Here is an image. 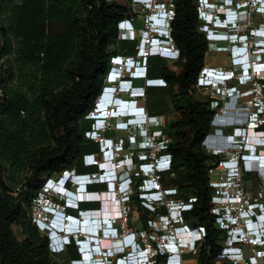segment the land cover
<instances>
[{
  "label": "trees",
  "instance_id": "trees-1",
  "mask_svg": "<svg viewBox=\"0 0 264 264\" xmlns=\"http://www.w3.org/2000/svg\"><path fill=\"white\" fill-rule=\"evenodd\" d=\"M195 1H176L173 36L185 61L182 69L177 73L160 57L149 58L148 78L165 79L168 87H147L144 103L151 117L181 112V118L164 130L171 140L167 152L173 160L170 171L160 173V182L164 188L176 189L178 200L197 197L183 218L186 224L207 230L198 264H214L219 244L215 217L210 213L213 190L208 170L218 158L208 156L201 147L210 132L212 112L209 104L194 102L189 95L208 51L196 30ZM129 13L118 0H97L96 4L89 0H0V264H52L48 238L38 240L35 226H24V193L30 195L32 204L46 181L58 179L64 171L99 173L98 167L84 164L86 155L100 153V143L86 133L94 127L90 113L111 68L109 46L118 39V24L130 18ZM137 44L129 42L112 57H135ZM29 65L40 66L34 83L26 91L11 85L17 78L14 66ZM177 97L182 100L172 108L171 100ZM25 169L29 174L25 186L19 199H14L8 194L11 188L6 177L13 181L15 177L8 171ZM143 179L133 176L130 205L137 210L142 230L150 232L149 222L167 210L161 207L151 212L142 205L139 187ZM89 191L107 192V186L93 184ZM100 209L99 202L80 205L82 211ZM67 212L78 216V211ZM56 256L65 264L81 258L75 243ZM166 260L167 256H158L154 264H166Z\"/></svg>",
  "mask_w": 264,
  "mask_h": 264
},
{
  "label": "built area",
  "instance_id": "built-area-1",
  "mask_svg": "<svg viewBox=\"0 0 264 264\" xmlns=\"http://www.w3.org/2000/svg\"><path fill=\"white\" fill-rule=\"evenodd\" d=\"M176 1L125 0L129 11L140 5L150 10L141 30L135 27L134 17L125 18L118 24L119 34H123L126 41L140 40L141 45L137 49L145 70L148 69V59L153 55L167 63L185 62L173 33L165 42L168 46L164 47H161L163 42L157 36L163 15H167L168 21L176 19ZM194 7L196 30L208 47L205 57L214 54L225 58L216 65H205L204 62L191 89L192 94L197 92L203 97L200 102L209 104L212 112L210 132L201 147L208 156L218 158L208 170L209 186L213 190L210 213L215 217L219 244L214 264H264V0H196ZM115 57L120 59L115 60V68L123 70L121 63L133 66V57ZM142 77L140 72L136 80H142L144 87H168L165 79ZM146 114L147 126L143 130L147 129L149 134L142 148L138 143L136 145L138 150L146 148V152L152 145L156 155L153 164L151 161L141 164L143 172L149 176V180L144 181L145 193H151L153 197V202L143 201L142 205L151 212L165 207L167 213L159 216L158 221L149 222L150 232L127 229L125 237L130 244L135 239L140 241L149 256H153L155 251L167 256L166 264H187L185 256L189 254L197 255L191 264H198V254L206 242L207 230L203 226L187 228L183 218L185 210H192L198 199L193 196L188 200H178L175 198L177 190L164 188L160 182V173L170 171L173 160L167 152L171 140L164 130L177 118L171 114L151 117L147 110ZM154 124L160 129L152 132ZM234 135L240 137L234 140ZM114 143L115 159L121 160L125 156L132 162L134 155L130 156L123 140ZM84 159L87 165L97 162L94 154L86 155ZM117 165L119 171L125 170L124 164ZM70 173L67 170L58 179L46 181L41 196L36 199L42 200L43 212L51 216L49 196H58V190H54V186H58L57 180ZM118 202L124 203L121 217L127 222L131 214L130 198L118 194ZM41 217L43 214L36 218L38 226L48 220ZM186 233L193 235V240L188 243L180 237ZM155 243L158 248L154 247ZM169 245L179 248L177 253L170 251Z\"/></svg>",
  "mask_w": 264,
  "mask_h": 264
},
{
  "label": "clouds",
  "instance_id": "clouds-1",
  "mask_svg": "<svg viewBox=\"0 0 264 264\" xmlns=\"http://www.w3.org/2000/svg\"><path fill=\"white\" fill-rule=\"evenodd\" d=\"M230 20H232V18H230ZM175 21V20H174ZM174 21L170 20L168 21V17L167 15H163V17L160 19L159 21V25H158V30L159 33H157L158 38L163 42V44H161V47L164 46H168L165 44V42H167L171 36V33H173V23ZM172 25V27H171ZM141 45V42L139 43V47ZM139 54L140 51H138L137 55L135 57H133V66L131 67V65H127V64H123L121 63L120 65L122 67H124V69H118L114 67V62L115 60H120L118 59V57H112L111 58V66H112V71L114 70V75L116 76L114 80L113 76L111 77L112 71L108 74L107 79H106V83L103 91H102V95L98 101V105H104L105 107V111L102 115V117L104 118V120L102 122L99 121H95L94 120V111L97 107V104L95 106V109L90 113V118L94 121V127L91 131L86 133V137L95 140L97 142L100 143V153L99 154H94L95 158H97V162L95 163H99L101 161H104L105 163L110 161L112 163H115L116 166H114V170H116L113 180L109 181L110 185H107L106 183H103L101 181H103V176L105 178V175L103 172H105L106 170H100L103 169L102 164H95L93 163L92 165H87L86 160L84 159V164L87 167H92V166H96L98 167L99 173L98 174H86V175H78L76 173H70L68 176L66 177H62L60 180L58 181V188H62L65 187L66 189H68V191H70V193L67 192V194L61 192L60 190H58V196L60 197V199L63 200V205L62 210H58L57 208L52 207L51 208V216L53 217V219H51L50 221H47L46 223H44L42 226L44 228H42V230H46L49 231L51 233V235L49 236V240H50V246L52 248V250L55 253H60L63 252L67 247L71 246L73 243H75V246L78 250V253L80 254L81 258L78 261H82L81 264H90V260L86 261L84 259V252L81 249V247H79V245L81 243H88L91 242L89 241V239H87L85 236L81 235L78 231V229H73V227H67L70 226L69 222L70 220H72L73 218L67 217V216H72L75 219V222H78L79 220H81V217H83V215H88V213L90 212H99L102 211L103 209L100 210H88V211H82L80 210V205L82 203H91V202H99L102 206V201L99 199H91L88 200V202H80L81 199L77 198L76 199V195L80 194V186H81V181H84V186L87 188V191L84 189V194H91L94 195L96 193L94 192H90L89 191V187L93 184H101V185H106L107 186V191L109 192L111 188V184L114 185L115 187V191L117 193V195H121L124 194V196H128L130 198V196L133 194V186H134V180H133V176H138L139 172V176H142L143 179V183L142 185L139 187V198L143 201L146 202H153V197L152 195L150 196H144L145 192H146V186H145V180L146 182L149 180L148 179V175L145 174L142 170L141 164H143V162H149V158L147 157V154H143L140 155V158L138 157L139 163L136 165L135 167V163L132 162L129 163L127 161V159H121V160H117L115 159V141H113V139H107L104 137L105 133L107 131H109L111 128H114L116 130H131V129H136L137 131L140 129L141 131L143 130V128L145 126H147V114H146V107L145 106H139L138 102L140 99L145 97V89L147 87H151V86H147L144 87V85L142 86H135V82H136V78L137 75L139 74L138 72L140 71L142 74V78L146 79L147 76V72L148 69L145 70V67L142 66L143 64V60L142 63L139 59ZM122 57V56H121ZM120 57V58H121ZM152 57H158V55H153ZM127 73H131L132 76L127 77L125 76V74ZM111 78V79H110ZM128 85V86H125ZM131 86V87H130ZM128 87H130L129 89H127ZM107 92H111L112 96L111 99L117 100L121 103H126L129 105H135V108L137 110L136 113H140L141 117L139 115V117H134L133 115H128L127 117L125 116H121L118 114V109L116 106H113L112 110H114L113 112H111V116L109 117V115H107L109 108L111 107L110 105L107 106L108 109H106L105 106V94ZM113 101V100H112ZM104 103V104H103ZM100 107V106H99ZM117 110V111H116ZM116 111V112H115ZM118 118H122L120 121H118ZM238 137H240V135H234L232 138L234 140H237ZM132 139H134V137H131ZM224 142H226V139H223ZM139 146H143L145 145V142L141 141L138 143ZM142 148V147H141ZM144 151H142L143 153H146V148H143ZM124 164L125 166V170L123 171H119L118 169V165L117 164ZM105 181V180H104ZM70 185V187L68 186ZM123 187L125 189H123ZM118 189V191H117ZM99 193V192H98ZM68 194H72L73 198L70 199L68 198L66 195ZM72 200V203L69 201ZM119 200L121 201V198H119ZM76 204H78V208H74L76 206ZM67 209H71V210H75L78 211V216H74L71 215L70 213L67 212ZM191 208H188L185 210V212L190 211ZM56 217H58L59 221L61 222L63 226H59L57 227V225H55V222L58 220ZM120 218V217H119ZM96 218H91V222L92 223H97L95 221ZM118 218L112 219V223H105L108 224V226H106L104 228V231L99 230L98 232L100 233L99 239L101 241H118L117 246L113 248L112 251H110L108 253L109 257V262L108 264H119V262L117 261L118 258L124 257L127 254H131L128 258L127 263L128 264H144L142 262V257L145 256L146 258H150V263L149 264H154L153 260L154 258H157L160 255V252L155 251V254L153 256H149L145 253V249L142 248L141 246V242L138 240H133V242H131V244L129 243V240L124 241L123 238L121 237V239H119L120 237V230L118 229V227L115 225V221ZM54 224V225H52ZM54 228V230H51V228ZM114 227L116 230H118V234H116V232L114 233L115 235L110 236L111 233V228ZM71 228V229H70ZM55 236V237H54ZM95 237V235L93 236ZM113 237V238H112ZM93 238L91 237L90 240H92ZM79 241H81V243H79ZM92 253V251H91ZM140 253H142V255H140ZM94 254H97V252L95 251ZM98 260V259H97ZM95 260V261H97ZM94 261L95 264H97ZM156 261V259H155ZM77 261L73 262L76 264ZM126 264V263H125Z\"/></svg>",
  "mask_w": 264,
  "mask_h": 264
},
{
  "label": "rangeland",
  "instance_id": "rangeland-1",
  "mask_svg": "<svg viewBox=\"0 0 264 264\" xmlns=\"http://www.w3.org/2000/svg\"><path fill=\"white\" fill-rule=\"evenodd\" d=\"M89 1H91L94 4L97 3V0H89ZM118 2L122 7L127 8L128 3L125 2V0H118ZM148 14H150V10L148 9V7L140 5V6H136L133 9V12L130 11L129 16H130V19H132V17L135 18L133 23L138 30H141L144 26V20ZM126 18H128V17H126ZM129 42L133 43V41H126L124 39L123 34H119L118 39L115 42L111 43V45L109 46L108 54L112 58V56H114V54H117V53L119 54V52L121 51V49L123 47H125V45H129ZM134 42H137L138 43L137 47H139L140 40H136ZM123 43H126V44L123 46ZM224 59L225 58L222 56H217V55L211 54V55L205 57V65H216L218 63L221 64ZM140 61L142 63V60H140ZM226 61H227V59H226ZM167 64L171 70H174L177 73H179L182 69V63L181 62L176 63V64L175 63H167ZM39 68H40L39 65L14 66L13 70L16 73L17 78L14 79V82H12L11 85L21 87L24 91H26L29 88L31 82L34 83V81L36 80V77L39 74ZM111 71H112V66H111L108 74ZM113 73H114V70L112 71L111 77L114 75ZM108 74H107V76H108ZM125 76L130 77L132 75H131V73H127V74H125ZM144 84L145 83L142 80H136V82H135V86H139V87L144 85ZM125 86H128V85H125ZM189 95H190V98L192 101L203 103V102H200V100H202L203 97L200 94H198L197 92H194L192 94V91H190ZM2 98H3V91L0 90V101L2 100ZM144 99L145 98H142L139 100V102H138L139 106H145V103H144L145 100ZM181 100H182L181 97H179V98L177 97V98H175V100L172 99L171 100V104H172L171 107L174 108L175 103L180 102ZM132 106L135 107L134 104ZM112 108H113V106H111V109ZM173 111L170 114L174 115L175 118L180 119L181 118V112L175 111V113H174ZM118 114H119V110H118ZM121 119L122 118H118V121H120ZM159 129H160V127L156 124H154L151 127L152 132L154 130H159ZM148 134H149V132L147 129H144L142 131L140 129L138 131L136 129H131V130H127V131L126 130H120L119 131V130H116L114 128H111L109 131H107L105 133L104 137L107 139H113V141H115V142L123 140L124 146L127 149V151L130 153V156L134 155L133 156L134 158L132 160L135 163V167H136V165L139 163L138 156L143 155V154H147L150 158L151 163L152 164L154 163L153 158L156 155V150L153 148V146L151 145L149 150L146 153H143L142 152L143 150L142 149L138 150V146L136 145V143L144 141L146 139V137H148ZM131 137H134V139H132ZM127 144H128V147H126ZM139 147H141V146H139ZM123 158L125 159L126 157L122 156L121 159H123ZM128 161L131 162L130 160H128ZM8 173L10 175L13 173V175L15 177V181H13L12 179L10 180L6 177L7 185L11 188L10 189L11 191L8 194H9V196H12L14 199H19V195L21 194V192L23 191V188L25 186V182H26L25 179L29 174L26 171V169L25 170H15L13 172L8 171ZM71 173H75V172L71 171ZM123 189H125V188L123 187ZM54 190L57 191L56 188H54ZM117 191H118V189H117ZM51 192L52 191H50V193ZM53 193H51V194H53ZM101 193H104V192H101ZM38 196H41V190H40ZM49 198H50L49 200L52 203V207L57 208L58 210H62L61 203L63 202V200L60 199L59 196L55 197L53 195H50ZM22 202H23V210L25 212V216H24L25 219L23 221L24 226L26 228H28L29 226H35V228L37 229V231L39 233V236H38L39 239L38 240H44V238H46V237L48 238V249H49V256H50L49 260L51 261L52 264H65L62 259H60L59 257L56 256L57 253H54L51 246H50L49 236L51 235V233L49 231L42 230V228H44V227L38 226L36 224V218H39L41 216V214H43V217H41L42 220H46L48 218L47 221H50L51 219H53L52 216L48 215L46 212H43L42 200L41 201L35 200L34 203L31 204L30 203V195L27 193H24V195L22 197ZM114 204H115V202H114ZM123 204L124 203H121L119 205L121 207L122 213H123ZM130 207H131V214H130L127 222H125V220L123 219V216L122 217L120 216L121 218H118L115 221V225L120 230V236H119L120 238L119 239H121V237L123 236L124 241H126V239H128L127 236L125 237L127 229L132 230L134 232H137V231L141 232L142 231V226H141L139 218H138L137 210L135 207H132L131 205H130ZM101 209H103L102 205H101ZM50 210L51 209L49 208V211ZM93 213H96V212H90L88 214H93ZM86 216L87 215H83L84 221H86ZM56 218L58 219V217H56ZM93 218H95V216ZM158 219H159V217L156 219V221H158ZM52 225H54V224H52ZM185 226L187 228H193L194 227V226H191L190 223L185 224ZM20 232H21V228H18V230H17L18 236H20ZM87 239H89V238H87ZM152 242L154 243L155 240ZM91 243H94V242L92 241V242H90V244ZM96 243H97V241H96ZM94 245H96V244L94 243ZM153 245L155 247V244H153ZM79 247H81V245H79ZM157 248H158V246H157ZM82 250H84V249L82 248ZM196 258H197L196 254H189V255L185 256V259H186L187 263H189V264L194 262L196 260ZM155 259L156 258H154L153 263L156 262ZM71 264H75V263H71ZM157 264H161V263L157 262Z\"/></svg>",
  "mask_w": 264,
  "mask_h": 264
},
{
  "label": "bare ground",
  "instance_id": "bare-ground-1",
  "mask_svg": "<svg viewBox=\"0 0 264 264\" xmlns=\"http://www.w3.org/2000/svg\"><path fill=\"white\" fill-rule=\"evenodd\" d=\"M116 76L114 75L113 76V78H115ZM111 96H112V94H111V92H107L106 94H105V97H104V100H105V106H116L117 107V109L119 110V115H121V116H125V117H127L129 114L130 115H133V118L134 117H139V116H137V115H140L139 113H136V112H134L133 111V109L135 108V107H133L132 105H129V104H126V103H121V102H119V101H117V100H114V99H111ZM113 100V101H112ZM104 104V103H103ZM117 111V110H116ZM115 111V112H116ZM111 107L109 108V111H108V113H107V115H109V117L111 116ZM122 133V132H121ZM107 163H111V164H113L112 162H110V161H108V162H106V163H104V164H107ZM103 164V165H104ZM109 165V166H107V167H104V166H102L105 170H106V175H105V178H104V180L105 181H112L113 180V177H114V174L117 172L116 170H114V166L113 165ZM108 169H110V171H113V174H111V172H109L108 171ZM116 171V172H115ZM111 175V176H110ZM84 181H81V186H80V190L79 191H81L80 192V194H78V195H76L75 197H76V199L77 198H79V199H81V201H83L84 199H86V200H91V199H99V200H101L102 201V204H103V210L102 211H99V212H97V213H93V214H88L87 216H86V221H81V220H79L78 222H75V223H73V227H75V229H78V231H79V233L81 234V235H83V236H85L86 238H89V241H93L95 244H97V243H99V244H101V242L98 240V239H92V240H90V238L91 237H93L94 235H96V233L99 231V230H101V231H104V228L106 227V226H108V224H105V223H107L108 222V219L106 218V213L108 212V209H107V204H108V201H109V199H112V197H111V193H108V191L107 192H104V193H101V192H99V194H97V195H91V194H84V189H85V186H84ZM54 188H56V190H60V189H58V187H56V186H54ZM111 188H113V185L111 184ZM112 190V189H111ZM61 192H65L66 194H67V192L66 191H64L63 189H61L60 190ZM64 193V194H65ZM82 194V197L80 196ZM68 198H70V199H72L73 198V195L72 194H68V195H66ZM78 196H80V197H78ZM71 203H72V200H69ZM110 202H113V201H110ZM119 203V202H118ZM118 203H116L115 202V204H114V202H113V210H115V212H112L111 213V215H110V219L109 220H111L112 218L113 219H115V218H119L121 215H122V212H121V207L119 206L120 205V203L118 204ZM112 204V203H111ZM111 205H109L108 207H110ZM110 211V210H109ZM110 213V212H109ZM95 216V218L96 219H102L101 221H99V222H97V223H95V224H93L92 223V225H94L95 226V228L94 229H92V227H91V225H90V223H91V220H90V218L91 217H94ZM58 221V220H57ZM57 221H56V223H55V225H57V227H59V225L57 224ZM89 221V222H88ZM85 222V223H84ZM84 223V224H83ZM83 224V225H82ZM64 227V226H63ZM77 227V228H76ZM98 228V229H97ZM71 229V228H70ZM51 230H54V228L52 227L51 228ZM112 235H115V234H110V236H112ZM192 236L193 235H191V234H189V233H186V234H181L180 235V237H181V240H185V242H190V241H192L193 240V238H192ZM113 238V237H112ZM96 241H97V243H96ZM94 243H91L90 244V242H88V243H81L80 245H81V249L83 248L84 250H83V252H84V259L86 260V261H88V260H90L91 258H92V253H91V251H92V247L94 246ZM90 244V245H89ZM87 245V246H86ZM102 245H107V246H117V244L116 243H112V242H102ZM170 246H172V245H170ZM169 246V250L170 251H178L179 250V248H177L175 245L174 246H172V247H170ZM108 251H110V250H108ZM87 255V256H86ZM140 255H142V253H140ZM126 264H128V263H126Z\"/></svg>",
  "mask_w": 264,
  "mask_h": 264
},
{
  "label": "crops",
  "instance_id": "crops-1",
  "mask_svg": "<svg viewBox=\"0 0 264 264\" xmlns=\"http://www.w3.org/2000/svg\"><path fill=\"white\" fill-rule=\"evenodd\" d=\"M138 73L140 74V71H139ZM133 111H134V112H137L136 109H133ZM110 164H111V163H107V164H104L103 166H104V167H107V166H109ZM108 171L111 172V174H113V171H110V169H108ZM110 176H111V175H110ZM112 185H113V184H112ZM58 189L61 190L62 188H58ZM80 192H81V191H80ZM80 196L82 197V194H81ZM80 196H78V197H80ZM110 201H113V200H112V199H109L108 204H107L108 206L111 205L110 207L107 206V209L109 208V209H108V212L106 213V218H107L108 220L110 219V215H111V213H112V212H115V210H116V209L113 210V202H110ZM111 203H112V204H111ZM109 210H110V211H109ZM109 212H110V213H109ZM91 218H92V217H91ZM91 218H90V219H91ZM88 222H89V221H88ZM55 223H56V222H55ZM73 223H75V220H74V219L70 220V222H69L70 226H67V227H73ZM84 223H85V222H84ZM84 223H83V224H84ZM57 224H58L59 226H64V225L61 224V222L59 221V219H58V221H57ZM83 224H82V225H83ZM90 225H91L92 229L95 228V226L92 225V222L90 223ZM64 227H65V226H64ZM76 228H77V227H76ZM73 229H75V227H73ZM97 229H98V228H97ZM169 246H170V245H169ZM172 246H174V245H172ZM172 246H170V247H172ZM175 252L177 253V251H175ZM86 256H87V255H86ZM186 263H187V261H186ZM187 264H189V263H187Z\"/></svg>",
  "mask_w": 264,
  "mask_h": 264
},
{
  "label": "water",
  "instance_id": "water-1",
  "mask_svg": "<svg viewBox=\"0 0 264 264\" xmlns=\"http://www.w3.org/2000/svg\"><path fill=\"white\" fill-rule=\"evenodd\" d=\"M96 194H99V193H96ZM85 217V216H84ZM84 217H81V221H83Z\"/></svg>",
  "mask_w": 264,
  "mask_h": 264
}]
</instances>
